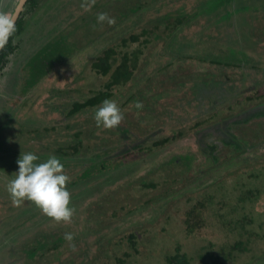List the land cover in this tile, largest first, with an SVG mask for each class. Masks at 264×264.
Wrapping results in <instances>:
<instances>
[{"label": "rangeland", "instance_id": "1", "mask_svg": "<svg viewBox=\"0 0 264 264\" xmlns=\"http://www.w3.org/2000/svg\"><path fill=\"white\" fill-rule=\"evenodd\" d=\"M206 1L95 0L85 8L89 0H39L24 10L16 50L0 70V264H103L100 258L114 255L106 245L127 231L138 234L145 255L126 264H167L177 248L190 264H217L203 257L210 252L221 264H264L263 3L245 1L244 12L239 2ZM107 11L117 13L114 24L97 21ZM112 46L138 55L130 82L112 98L123 121L97 127L96 109L66 117L74 100L104 89L92 63ZM216 57L220 65L212 64ZM27 128H39L38 140L53 148L81 132L85 149L60 159L71 177L69 222H56L34 202H11L7 184L17 159L22 151L40 158L43 150ZM167 136L169 144L152 148ZM89 162L106 168L85 176ZM249 190L261 191V210L245 200L240 212L223 211L222 225L213 205L203 229H185V210L196 201L211 196L235 204ZM116 195L134 198L135 208L113 211Z\"/></svg>", "mask_w": 264, "mask_h": 264}, {"label": "trees", "instance_id": "2", "mask_svg": "<svg viewBox=\"0 0 264 264\" xmlns=\"http://www.w3.org/2000/svg\"><path fill=\"white\" fill-rule=\"evenodd\" d=\"M38 3V0H30V5L35 7ZM110 16L115 17V20L118 15L115 12L114 14L111 13V11H107ZM182 21L178 22L180 24ZM23 23H24V16H21L19 20L17 21V32L15 33L14 37L10 38L9 43L5 46V48L2 50L0 54V70L5 69L7 64V57L13 53V51L16 50V46L13 44L14 38L16 34L22 31L23 29ZM148 30H145L141 35L134 34L131 36L130 40H123L124 47L128 46V43H135L138 42L141 36H147L149 33ZM145 43H148V40H145ZM121 51H117L116 46H112L104 50L102 53H100L98 56L95 57L93 63H92V69L96 74H100L104 80V89L102 90H92V94L88 96L86 99L79 100L76 99L74 102L67 108V112L65 113L66 117H73L80 113H83L84 111H90L93 109H96L100 106L101 102L105 98L112 99L115 96L114 90L118 88L121 85L128 84L132 78L133 71L137 68V62H138V55L137 52H134L133 58L130 56V53L128 51H125L123 54H121ZM219 59H221L219 57ZM218 57H216L212 64H218L220 65L222 63V60H219ZM227 65L228 62L226 63ZM166 92V91H164ZM264 98L263 96H260L259 99ZM21 100V97H16L15 99H12L13 104H18ZM250 97L247 101H253ZM165 101V100H164ZM163 101V103H164ZM16 106V105H15ZM126 107L127 104H124ZM95 120V119H94ZM95 122V121H94ZM96 123V122H95ZM69 127V126H68ZM56 130L55 127L51 128H44L43 131L51 132ZM39 128H27V135H29V138L31 141H34L35 143H39V146L41 149L40 154V160L43 161L47 159L50 155H56L60 159H68L69 157H78L80 152L85 149V146L83 144V140L81 139V132L74 133V140L72 142H66L63 145H60L56 148H53L51 146H45L42 144L38 138L40 134ZM36 134V136L34 135ZM32 135V136H31ZM177 137L174 138V140ZM171 137H165L162 138L159 141H155L152 145V148L157 147H163L171 142ZM52 149L54 151L52 152ZM96 163V164H94ZM91 168L90 171L88 169L86 170L85 176L88 174V176L94 174L95 171L99 169H105L106 166L102 163L97 162H89L88 164ZM170 179V178H169ZM74 181V180H73ZM145 184V183H144ZM152 186L155 184H151ZM257 192V193H256ZM258 193H261V191L257 190H249L246 192V196H238L234 197L235 204H232V202H226L223 198H221L219 201H217V198L212 199L211 196H207V200H199L196 201V203L192 204L185 210L184 214V220L183 224L187 231H189L191 234H194L196 231H199L203 229L206 225V221L208 219V214H206L208 207H212L213 205L218 208L217 214V221H219L220 224H224L223 217L224 213L223 211L226 209H229V212L226 214L234 215L235 213L240 212L239 206L241 205V202L245 200H251L255 201L256 203V210H261L260 208V201L261 198L258 197ZM116 204L113 206V211L123 213L125 210V207L129 206V210L134 209L135 205L133 203L134 198H129V200H126L123 202L119 195H116L115 197ZM228 201V200H227ZM218 205L220 207H218ZM244 209V208H242ZM239 210V211H238ZM101 213L103 215L107 214V210L101 209ZM243 227V226H242ZM143 241L139 239V236L135 232H129L123 233L122 235L118 236L117 239H111L109 244L106 245L108 250H112L113 254L112 256H107L106 258H100V261L103 262V264H126V260L130 256H137L142 255L144 256V246ZM237 246H241V243H238ZM100 257V256H99ZM167 264H190V260L187 258L185 254H181L180 248H177L176 254H168L165 256ZM203 257H208L211 261L217 264H221V258L220 257H214L213 253H209L208 255H203ZM44 259V258H42ZM41 259V260H42Z\"/></svg>", "mask_w": 264, "mask_h": 264}, {"label": "clouds", "instance_id": "3", "mask_svg": "<svg viewBox=\"0 0 264 264\" xmlns=\"http://www.w3.org/2000/svg\"><path fill=\"white\" fill-rule=\"evenodd\" d=\"M94 2L95 0H89L81 6L88 8ZM18 4L19 0L11 11L0 9V50L5 48L10 38L17 32ZM96 18L97 21L107 22L109 25L115 23V17L106 12L98 13ZM135 106L137 109H142L143 102L138 100ZM94 119L97 127L111 129L123 121L124 112L117 101L105 98L96 108ZM16 163L18 164L16 175L7 184L12 204L20 206L25 201H31L56 222H69L75 212L71 204V193L67 187L71 177L64 171L65 165L60 158L53 154L41 161L36 153L22 151ZM64 238L72 242L74 234L66 232ZM70 246L75 248L74 243Z\"/></svg>", "mask_w": 264, "mask_h": 264}, {"label": "flooded vegetation", "instance_id": "4", "mask_svg": "<svg viewBox=\"0 0 264 264\" xmlns=\"http://www.w3.org/2000/svg\"><path fill=\"white\" fill-rule=\"evenodd\" d=\"M20 1L21 0H19V3H20ZM39 1V0H38ZM217 1H219V0H207L206 1V3H208V2H211V3H215V2H217ZM248 2V1H250L251 2V0H226V3L227 2H231V3H234V2H239L240 4H242L241 6V8L243 9V11L244 12H246L245 10V6L243 5V2ZM253 1V0H252ZM225 2V0H222V1H220L218 4H221V3H224ZM245 2V3H246ZM254 3H258V4H262L263 3V7H259L260 9L259 10H261V12L263 13L264 12V0H255V2ZM15 4H17V0H0V9H3V10H8V11H11V10H13V5H15ZM19 5V4H18ZM226 5H228V4H226ZM28 6H31L30 5V0H27V2L25 3V5L23 6V9H22V11H21V13H20V15H19V18L21 17V16H23V13H24V10L28 7ZM247 8V7H246ZM234 15L236 16L235 18H237V13L239 12L238 11V8L237 7H234ZM19 18H18V20H19ZM225 19H229V17L227 18V17H224ZM17 20V21H18ZM1 52H2V50H1ZM1 54V53H0ZM13 54V53H12ZM12 54H10L8 57H7V59H9L10 58V56H12ZM7 63H8V60H7ZM2 71V70H1ZM220 86H224V85H222V84H220ZM200 87H202V84H199V86H197V88H200ZM187 101V98H183V100H182V102H186ZM183 104V103H182ZM188 104H190V102L188 101L187 102V105ZM195 125L197 126L198 125V122L197 123H195Z\"/></svg>", "mask_w": 264, "mask_h": 264}, {"label": "water", "instance_id": "5", "mask_svg": "<svg viewBox=\"0 0 264 264\" xmlns=\"http://www.w3.org/2000/svg\"><path fill=\"white\" fill-rule=\"evenodd\" d=\"M27 2V0H21L19 5H18V8H17V11H18V14L20 15L22 9H23V6L25 5V3ZM19 18V17H18ZM0 53H1V50H0Z\"/></svg>", "mask_w": 264, "mask_h": 264}, {"label": "bare ground", "instance_id": "6", "mask_svg": "<svg viewBox=\"0 0 264 264\" xmlns=\"http://www.w3.org/2000/svg\"><path fill=\"white\" fill-rule=\"evenodd\" d=\"M244 3V2H243ZM144 234V233H143ZM204 248V247H203Z\"/></svg>", "mask_w": 264, "mask_h": 264}]
</instances>
